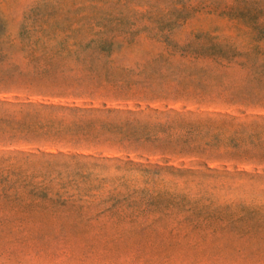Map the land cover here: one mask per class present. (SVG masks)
Here are the masks:
<instances>
[{"label":"rangeland","instance_id":"374dc122","mask_svg":"<svg viewBox=\"0 0 264 264\" xmlns=\"http://www.w3.org/2000/svg\"><path fill=\"white\" fill-rule=\"evenodd\" d=\"M0 264H264V0H0Z\"/></svg>","mask_w":264,"mask_h":264}]
</instances>
